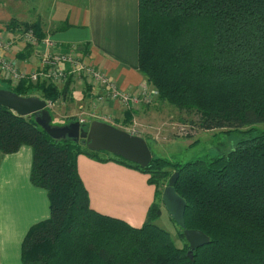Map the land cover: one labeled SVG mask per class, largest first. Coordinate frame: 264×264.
Here are the masks:
<instances>
[{
    "label": "trees",
    "instance_id": "16d2710c",
    "mask_svg": "<svg viewBox=\"0 0 264 264\" xmlns=\"http://www.w3.org/2000/svg\"><path fill=\"white\" fill-rule=\"evenodd\" d=\"M6 28L32 30L38 41L46 36L40 22L13 19ZM138 72L159 102L199 115L198 129L230 132L264 123V0H138ZM5 85L50 103L66 90L47 82ZM23 146L32 150L30 183L46 192L49 217L25 234L21 264H264V131L210 160L179 164L152 155L140 168L83 141L53 140L33 115L0 106V155ZM79 155L148 176L155 194L141 227L90 208ZM175 172L185 229L209 238L194 251L187 243L176 247L155 224ZM180 236L185 239L182 229Z\"/></svg>",
    "mask_w": 264,
    "mask_h": 264
},
{
    "label": "crops",
    "instance_id": "0c3cea01",
    "mask_svg": "<svg viewBox=\"0 0 264 264\" xmlns=\"http://www.w3.org/2000/svg\"><path fill=\"white\" fill-rule=\"evenodd\" d=\"M61 1L64 7L58 4L53 9L51 1L42 5V0H0V33L10 37L17 32L6 28L13 19L19 23L40 22L45 38L57 45V52H75L76 57L104 72L120 91L132 94L150 86L138 72V0ZM43 49L42 44L31 47L19 42L6 57L19 71L32 73L40 68ZM0 82L11 86L7 78L0 76ZM52 84L66 90L48 111L61 105L60 114L56 113L58 110L54 114L72 122L82 112L92 111L93 101L100 92L85 80ZM155 100L156 96L150 106L130 109L118 103L95 108L98 113L113 117L115 126H112L117 129L128 124L123 122L130 110L132 121L135 119L143 128H151L150 120L158 117L162 120L165 116L161 109L165 104L158 102V106ZM31 161L32 150L28 146L14 154L0 155V264H21L25 234L32 225L49 217L46 192L30 183ZM76 166L92 210L135 228L145 223L155 194L147 175L84 155L77 157Z\"/></svg>",
    "mask_w": 264,
    "mask_h": 264
},
{
    "label": "rangeland",
    "instance_id": "374dc122",
    "mask_svg": "<svg viewBox=\"0 0 264 264\" xmlns=\"http://www.w3.org/2000/svg\"><path fill=\"white\" fill-rule=\"evenodd\" d=\"M50 1L53 9L58 4L60 7H64L61 0H42V5L50 4ZM146 86L148 91H154L151 86ZM6 88L7 86L0 82V89L5 90ZM158 102L157 99L154 101V103ZM158 106H160V103H158ZM59 108H61V105H58L57 108L55 107L54 111L51 110L52 119L50 125L60 127L70 124V122L72 123L71 119L63 118L62 116L57 117L54 114L57 110L58 112L56 113L60 114ZM161 109L165 115L162 120L159 117L158 119H152L150 120L151 123H149L151 128L138 126L137 129H139L141 138L145 141L154 157L164 158L179 164L196 160H210L217 156H223L232 151L239 142L248 140L264 131V123H256L230 132L220 129L201 130L196 125L199 115L184 110L179 111L167 104L163 105ZM141 123L146 125L148 122ZM124 127L128 128L130 125ZM250 129L252 130L247 132ZM155 224L170 234L176 247L183 248L187 243L180 236V227L174 221H171L169 214L164 208L162 215L155 221Z\"/></svg>",
    "mask_w": 264,
    "mask_h": 264
},
{
    "label": "built area",
    "instance_id": "2783aa9c",
    "mask_svg": "<svg viewBox=\"0 0 264 264\" xmlns=\"http://www.w3.org/2000/svg\"><path fill=\"white\" fill-rule=\"evenodd\" d=\"M26 46L36 47L43 45L42 59L39 70L32 73H24L17 69L12 60L6 55L11 53L12 48L19 42ZM55 43L50 38L38 41L32 30L19 31L6 37L0 33V76L7 78L10 85L15 87L22 81L29 83H66L67 81L85 80L93 87L99 89V94L93 101V109L89 113H81L77 117V123L82 128H88L92 121L114 125V119L108 115H102L96 110L100 105L118 103L127 109L150 105L155 93L148 91L147 86L141 87L136 93H125L117 88V85L104 72L97 70L92 65L76 57L75 52L59 53L56 51ZM53 103L47 102V108H52ZM115 126V125H114ZM140 126L133 120L128 128H118L130 135H138ZM183 131V130H182Z\"/></svg>",
    "mask_w": 264,
    "mask_h": 264
},
{
    "label": "water",
    "instance_id": "95a60500",
    "mask_svg": "<svg viewBox=\"0 0 264 264\" xmlns=\"http://www.w3.org/2000/svg\"><path fill=\"white\" fill-rule=\"evenodd\" d=\"M0 106L22 117L33 115L35 123L53 140L83 141L91 151L107 152L140 168L147 167L152 160V154L141 137L131 136L112 125L95 122L87 130L80 127L77 122L60 127L51 126L52 118L47 109V102L39 97H20L12 91L0 89ZM177 178V172L169 178L163 189L161 201L170 218L183 230L190 250L194 251L209 244V238L200 231L185 229L186 203L175 192Z\"/></svg>",
    "mask_w": 264,
    "mask_h": 264
},
{
    "label": "bare ground",
    "instance_id": "6f19581e",
    "mask_svg": "<svg viewBox=\"0 0 264 264\" xmlns=\"http://www.w3.org/2000/svg\"><path fill=\"white\" fill-rule=\"evenodd\" d=\"M16 33H18V31L17 32H14V33H12V34H16ZM58 101V100H57ZM55 103V102H54ZM53 103V104H54ZM95 122H97V121H92V123H95ZM91 123V124H92ZM139 130V129H138ZM130 135V134H129ZM131 136H133V135H131ZM134 136H137V137H141V133H140V131H139V133H138V135H134Z\"/></svg>",
    "mask_w": 264,
    "mask_h": 264
}]
</instances>
